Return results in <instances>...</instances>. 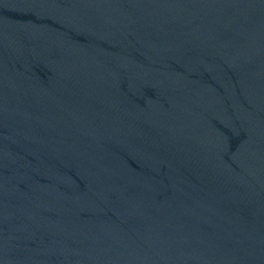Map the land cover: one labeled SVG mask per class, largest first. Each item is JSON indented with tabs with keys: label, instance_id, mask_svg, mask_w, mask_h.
<instances>
[{
	"label": "water",
	"instance_id": "95a60500",
	"mask_svg": "<svg viewBox=\"0 0 264 264\" xmlns=\"http://www.w3.org/2000/svg\"><path fill=\"white\" fill-rule=\"evenodd\" d=\"M0 178L87 264H264V0H0Z\"/></svg>",
	"mask_w": 264,
	"mask_h": 264
}]
</instances>
